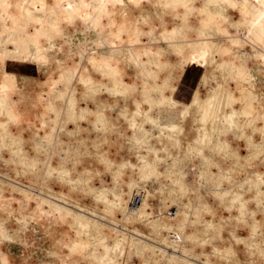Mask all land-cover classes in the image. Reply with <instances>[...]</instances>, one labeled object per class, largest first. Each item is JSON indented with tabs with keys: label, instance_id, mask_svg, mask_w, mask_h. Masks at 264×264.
<instances>
[{
	"label": "rangeland",
	"instance_id": "rangeland-1",
	"mask_svg": "<svg viewBox=\"0 0 264 264\" xmlns=\"http://www.w3.org/2000/svg\"><path fill=\"white\" fill-rule=\"evenodd\" d=\"M69 1L0 0V264H264V46L249 18L122 0L97 25ZM139 186L152 216L128 209Z\"/></svg>",
	"mask_w": 264,
	"mask_h": 264
},
{
	"label": "bare ground",
	"instance_id": "bare-ground-1",
	"mask_svg": "<svg viewBox=\"0 0 264 264\" xmlns=\"http://www.w3.org/2000/svg\"><path fill=\"white\" fill-rule=\"evenodd\" d=\"M117 1L122 2V0H80L79 3L74 4L72 1H69L66 11L70 18L73 16H77L84 22H91V23H96L97 25H99L102 18H104L105 16L109 14V8H108L109 3L117 2ZM211 1H214L217 3L223 2L233 8L238 9L242 13V17L244 18L243 20L249 18L247 21L248 26L246 27V30L244 33L246 39L249 42L257 41L259 44H263L264 46V0H241V1L211 0ZM18 8H20L21 10H24L27 14H32L31 10H29L26 6H24V4L20 3L18 5ZM204 11H206L209 16L212 15L210 12H208V10L205 9ZM4 12L7 13L6 9H4ZM37 21L41 22L40 19H38ZM114 21H115L114 24L116 25V29L114 30L112 35L113 37L122 41L125 39V34L127 32L124 29H122L121 26H119L117 18H115ZM241 24L243 25V22ZM203 44L204 46L201 49V54L205 58L209 53L210 46H209V42L207 41H205ZM4 49H5V52L2 51L4 53H6V51L8 50L11 51L8 45H6ZM0 55L2 57L4 54L0 53ZM92 58L95 59L94 56ZM108 68H111V67L108 66ZM55 83H58V82L55 81ZM8 89L10 90L9 84L7 82L0 84V98H4L6 97V95H8L7 94ZM145 168L141 167L139 168L140 170H138V172L140 171L139 173H141L143 176L145 175L146 173L145 171L147 170ZM131 188L132 186H130L128 190H123V193L119 197L116 198V205L122 211H125L127 197L130 194ZM136 190H141L140 192L144 193L143 195L138 193L142 196V201L137 206L131 205L130 207L128 205L129 211L135 213L138 216H152L153 206L151 205L150 202L146 200L149 195L148 193L149 189H146V187L144 186H139ZM64 211L65 210L63 209H59V212H62V214L64 213ZM79 225H81V227L84 228V230L88 228V225H84L82 223L81 224L79 223ZM171 230L173 229H170V231ZM75 243L77 246H81L82 248H85L88 245V238L84 236L81 229H78V236H77V239L75 240ZM102 263H103V260H99L98 263H95V264H102Z\"/></svg>",
	"mask_w": 264,
	"mask_h": 264
},
{
	"label": "built area",
	"instance_id": "built-area-1",
	"mask_svg": "<svg viewBox=\"0 0 264 264\" xmlns=\"http://www.w3.org/2000/svg\"><path fill=\"white\" fill-rule=\"evenodd\" d=\"M141 201H142V196L140 194H136L134 198L131 200V205L137 206L138 204L141 203ZM171 213H173L172 210H171Z\"/></svg>",
	"mask_w": 264,
	"mask_h": 264
}]
</instances>
